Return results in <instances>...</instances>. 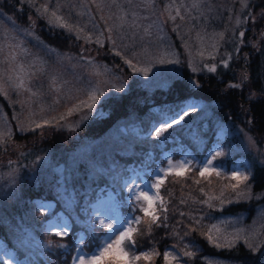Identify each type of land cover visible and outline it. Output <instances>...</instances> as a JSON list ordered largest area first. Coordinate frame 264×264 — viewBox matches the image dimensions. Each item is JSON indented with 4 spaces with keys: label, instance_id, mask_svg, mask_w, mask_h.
<instances>
[{
    "label": "trees",
    "instance_id": "16d2710c",
    "mask_svg": "<svg viewBox=\"0 0 264 264\" xmlns=\"http://www.w3.org/2000/svg\"><path fill=\"white\" fill-rule=\"evenodd\" d=\"M39 3L60 8L70 22L67 25L75 30L69 31L67 27L50 23L40 11ZM200 4L204 13H199L196 8L186 22L192 29L191 47L187 52L207 32H215L220 38L223 34V39L218 49L208 48L194 56L189 62L191 65L186 66L182 62L179 70L176 68L167 74L170 81L167 91L161 90L167 93L163 99V94L158 93L155 97V90H146L143 78L130 75L131 68L123 65L116 49L96 41L98 26L90 20L87 10L77 7L70 0H0V45L10 43L14 49L12 56L15 57L21 54L24 57L23 51L32 43H40L38 48L45 50H39L37 54L34 52L31 57L33 71L43 79V91L50 90L52 86L50 79L43 76L49 60L46 57L49 48L73 53L74 46L78 45L80 55L93 57L94 53H88L93 49L106 61L109 71H112L110 78L116 77L114 86L105 97H100L91 112L85 108L75 129L86 138L114 132L116 127V136L120 137L123 147V150H118L117 146L99 147L85 138L78 140L69 132L62 134L54 130L20 127L0 93L1 107L9 117V128L0 138V242L1 250L10 254L8 264H71L76 248V230L83 231V227L73 220L72 231L63 238L52 234L53 230H46L60 207L66 214L65 190L75 197V213L80 214L89 189L86 187L88 180L92 182L98 170L106 168L114 170V173L117 170L115 165L131 164L142 169L152 168L156 164L153 160L164 149L172 148L173 152H177L179 147L181 153L187 147L192 148L195 157H192L191 169L180 176H167L162 186V197L167 206L166 213H160L162 224L160 227L153 225L151 235L139 236L140 242L149 244L160 253L152 264H165L164 251L167 246L173 248V245L177 252H182L187 245L196 253L192 259L181 255V264L185 261L187 264H264V243H261L264 242V166L260 163L264 160V152L252 160L251 198H242L237 203L236 192L225 187L232 181L215 173L199 175L198 164L210 147L204 145L199 149L195 145L200 139L211 141L213 136L211 127H205L206 118L203 115L199 117L193 112L180 125L168 129L161 137L167 141L163 147H150L149 143V131L155 122L160 121L162 114H178L189 101L204 100L207 109L211 102L217 104V107L212 105V110L209 109L217 119L242 126L255 137L257 144L264 146V0H202ZM240 32L244 33L243 37ZM86 35H92L93 40L92 36L90 40L83 38ZM182 37L183 33L179 34L177 29L168 28L169 42L158 47L181 57L186 52L180 44ZM4 56L0 50V68L6 59ZM151 56L146 60L157 62L151 60ZM225 61L228 67H224ZM211 66L216 67L215 72L208 71ZM245 76L247 79H244ZM191 79L196 87H193ZM177 84L182 87H175ZM233 84L240 86L230 87ZM117 87H122L124 91L117 92ZM150 97H155V103L160 101V104L157 103L159 113L144 109ZM175 128L171 136L169 131ZM219 158L229 165L225 155ZM12 169L16 170L15 174ZM223 173L228 175L225 171ZM97 180L107 181L103 177ZM209 197H216L210 201L214 205L212 208L204 203ZM229 198L232 203L228 202ZM40 203H48L51 208L41 211ZM165 215L166 221L163 219ZM228 217L241 221L246 233L253 236L250 242L261 244L259 252H251L243 238L231 248H217L206 239L208 228L216 221L224 223L225 219H230ZM82 219L85 220V215ZM196 220L200 223L196 224ZM192 228L196 231H191ZM174 231L178 235H174ZM20 238L25 239V247L20 246ZM220 243L224 244V241ZM57 244L67 247L59 248ZM2 262L0 256V264Z\"/></svg>",
    "mask_w": 264,
    "mask_h": 264
},
{
    "label": "rangeland",
    "instance_id": "374dc122",
    "mask_svg": "<svg viewBox=\"0 0 264 264\" xmlns=\"http://www.w3.org/2000/svg\"><path fill=\"white\" fill-rule=\"evenodd\" d=\"M70 1L72 2L73 0ZM78 1L83 3L81 9L85 8L86 10H90L91 16L100 30L97 31V41L100 40L102 43H113L114 40H116L119 42L118 34H122L121 41L128 45L126 52L122 49L125 60H131L133 64L137 59H140L135 57V47H144L146 42L150 44H165L167 42L168 32L166 25L170 29H177L179 34L183 33L180 44L186 49V52L183 56L178 58V64H181L182 62L187 64L194 56L201 54L207 46L209 49H218L219 44L221 43V38L215 32H207L209 33V36L203 35L198 38V43L193 46L190 52H187V49L191 47L192 29L186 22L188 16L192 13V8H198L200 11L199 13H204V8L200 4L201 0H190L188 2L179 0ZM193 4H196L197 6L193 7ZM38 7L44 17L46 15L49 20L52 19L50 14H45L43 12L44 5L39 3ZM51 12L52 11H50V13ZM56 14L62 17L63 22L66 24L70 23L66 19L63 11L62 13ZM202 16H204V14H202ZM52 22L57 24L55 20H52ZM116 26L121 32L116 30ZM129 27H133L134 29L130 30ZM152 30H157L155 39L147 38V36L151 34ZM100 35L101 37L99 38L98 36ZM29 45H27V47ZM29 48H32V46H29ZM0 50L4 52V57L7 60H10L12 54L14 53L12 45L7 42L0 45ZM158 51L160 52L159 56L156 53L152 55V59H155L157 63L154 66L147 65L144 69H148L149 72L154 70L157 74L160 72L170 71L171 66L174 63H169L168 61H176V56L171 53H167L166 50L161 49ZM56 58V62L52 64L51 68L43 75L44 78H49L51 83L54 84L51 94L47 95L49 96L48 100L43 95L41 96V80L38 77V80L36 81L37 75L31 74L30 67H26L21 64L24 71L17 72L16 65H13L12 61L8 64L11 68V73L6 72V78L0 79V84L3 85L4 89L1 93L5 95L6 92L5 97L10 103H12L8 93L13 90L14 87V89H16V92H14L18 97V100L21 103L26 104L28 109L21 113V123L30 127H35L33 124L37 122L43 125L42 127H44V129L54 128L62 129L66 132L73 131V135H75L76 129L74 121L79 118V115L75 120L73 117L76 115V112H81V109L86 107L81 102L88 99L89 91L96 88L97 85L103 89L104 96L110 92L112 84H108V86L106 85V83H112V81H110V71L105 61H101L98 58L93 60H84L79 52H62L59 53V55H56ZM161 58H163V60H161ZM136 67L140 68L137 63ZM96 71L103 73V75H95ZM18 76H22L24 79L25 84L23 88L16 87L18 83ZM9 77H11V79H9ZM158 78L157 83L149 87L148 92L152 91L156 86L165 84L169 80L168 77L164 76L162 78L161 75H158ZM145 79L147 80L148 78L145 77ZM64 80H66L68 84H64ZM92 80L93 82H90ZM95 80L96 86L94 85ZM53 81L56 83H53ZM194 85H196V83L193 81V87H196ZM34 92L37 94L33 95L32 93ZM75 106H79L78 110L73 111L71 115H67L68 110L74 108ZM61 116H64L65 118L60 119ZM45 121L48 123L45 124ZM246 137L249 145H252L255 152L258 153L259 151L256 149L254 140L251 139L250 142L248 138L250 135H247ZM185 160L188 162L187 158L184 156L172 163L174 164ZM167 167L168 165L163 168ZM130 180H134L139 183L146 182L140 173L133 174ZM235 183L236 181L233 180L230 184ZM128 186H132L131 183H129ZM241 187H243V185H241ZM230 189L232 190L231 187ZM236 191H239V189ZM108 198L109 196L103 199L108 200ZM56 230L58 231L59 229ZM239 230H241V228L234 226L225 233V231L221 228L223 234L236 233Z\"/></svg>",
    "mask_w": 264,
    "mask_h": 264
},
{
    "label": "snow or ice",
    "instance_id": "6c2138e0",
    "mask_svg": "<svg viewBox=\"0 0 264 264\" xmlns=\"http://www.w3.org/2000/svg\"><path fill=\"white\" fill-rule=\"evenodd\" d=\"M196 6V4H193V7ZM43 12L45 14L49 13L47 6H44ZM50 16L52 18L50 19V23L52 20H55L57 22V26L67 27L69 31L75 30L63 22L62 17L58 16L55 11H52ZM239 35L243 37L244 33L240 32ZM220 36L221 39H223V34H220ZM85 39L90 40V37H85ZM97 42L102 43L99 40ZM116 55H120V53L117 52ZM11 59L15 60V56H11ZM168 62L178 63V61L175 60ZM125 63L128 64L129 67H132L134 71H142L144 75H147L148 73V69L136 68L131 60L126 59ZM224 67H228V63L226 61L224 62ZM19 68L21 72L24 71L22 65H20ZM193 70L195 71V69ZM208 71L215 72L216 67L211 66L208 68ZM95 75L99 76L103 75V73L96 71ZM9 79H11V77H9ZM17 79L18 83L16 87L23 88L25 84L24 79L22 76H18ZM244 79H247V77L245 76ZM53 83H55V81H53ZM239 86L240 85L237 84L230 85V87ZM175 87L180 88L182 86L177 84ZM2 91H4L3 85L0 84V92ZM116 91L123 92L124 89L122 87H117ZM32 94L36 95L37 93L34 92ZM102 96H104V91L99 85H97L96 88L89 91L88 99L86 101H82L81 103L91 112ZM195 107L196 106L193 105L192 109L194 110ZM78 108L79 106H75L74 108L69 109L67 115H71L72 112L78 110ZM188 115L189 109H184L178 114L171 116L162 114L159 121V126L157 127L154 125L152 131H155L156 136L160 137L163 133L167 132L168 129H172L174 125H178L184 121L185 117ZM64 118V116H61L60 119ZM47 123L48 122L45 121V124ZM42 126L43 125L39 123L35 125L36 128H40ZM222 134H226V130H224ZM249 140L251 142V138H249ZM224 155L225 153L220 148L212 151L209 158L200 164L199 175L205 176L206 174L211 175L212 173H215L218 177L223 175L224 179L228 181H236L235 184H229L225 187H231L232 190L236 192L237 199L235 202L237 203L242 198H251L252 184L250 181L253 179L251 166L244 165L243 167H239L234 164L231 169V174L224 175V173L219 170L223 167V165L221 164L218 168V166L214 163L217 158L223 157ZM260 163L262 166H264V160L260 161ZM190 169L191 165L186 160L176 162L174 164L170 161L167 168H158L154 170V179L150 182L139 183L134 180L126 181L125 188L129 195L125 198V201L131 204L133 209L142 215L129 214L127 216H122L118 210L121 206V202L117 200L115 196H109L108 200H104L103 197L97 196L96 202L94 204L90 203L88 207L81 209V211L88 218L84 221H80L79 217L74 215L77 201L73 195L67 193L66 189L65 193L67 194V199L64 200L66 214H54L55 219L49 221V225L46 230L51 232L53 228H57L59 230L52 234L63 238L68 236L72 231L73 220L82 224L83 229L86 230L87 235L91 237V240L85 243V231H81L79 233V238L76 240V254L72 256V264H140L141 261H143L144 264H152L154 258L159 256L160 253L156 251L155 248L138 252L136 237L138 235H151L153 225L156 227L161 226L162 221L160 213H166L167 206L164 203L163 197L160 195L159 189L167 176L170 174L180 176ZM129 183H131L132 186L129 187ZM241 185H243V187H241ZM237 189H239L238 192L236 191ZM201 191H203V189H201ZM221 196H223V191L221 192ZM212 199H216V197H209L208 201H204V203L208 204L209 208L214 207V205L210 203ZM223 202V199H221L220 203L223 204ZM228 202L232 203L233 200L229 198ZM180 215L183 216L184 213L181 212ZM163 219L166 221L167 216L165 215ZM194 222L196 224L200 223L199 220ZM97 224H99L102 229H106L107 231L98 233L96 231ZM163 226L167 227V224H163ZM262 227H264V225H262ZM191 231H196V228H192ZM241 231L242 230H239L236 233L223 234L221 227L214 224L208 228L205 235L206 239L210 243H213L215 247L220 248L222 246H226L231 248L235 246V242L237 240L241 239ZM173 234L178 235V233L175 231ZM185 235H188V233H185ZM252 238L253 236L248 235L243 237L245 244L251 252H259L261 244H252L250 242ZM221 239L224 241V244L220 243ZM19 243L21 247L26 246V241L24 238H20ZM56 247L66 248L67 246L64 244H57ZM85 247L88 248L87 251H85ZM174 249L175 245H173V250L166 249L164 251L163 259L165 264H181V255L183 257H188L189 259L194 258L196 255L195 251L188 248L187 245L184 246L182 252H175ZM184 264H187V262L185 261Z\"/></svg>",
    "mask_w": 264,
    "mask_h": 264
}]
</instances>
